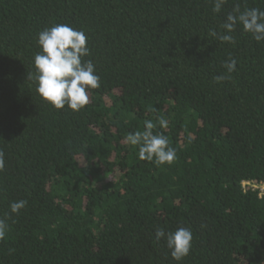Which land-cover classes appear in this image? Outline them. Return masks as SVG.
Segmentation results:
<instances>
[{
  "label": "trees",
  "instance_id": "16d2710c",
  "mask_svg": "<svg viewBox=\"0 0 264 264\" xmlns=\"http://www.w3.org/2000/svg\"><path fill=\"white\" fill-rule=\"evenodd\" d=\"M214 4L0 0V264H264V193L244 184L264 182V41L222 27L264 0ZM58 23L84 31L100 77L79 111L56 109L28 79L38 33ZM230 59L236 71L216 82ZM146 120L173 163L126 143ZM178 227L193 234L181 261L155 237Z\"/></svg>",
  "mask_w": 264,
  "mask_h": 264
},
{
  "label": "clouds",
  "instance_id": "9594fccd",
  "mask_svg": "<svg viewBox=\"0 0 264 264\" xmlns=\"http://www.w3.org/2000/svg\"><path fill=\"white\" fill-rule=\"evenodd\" d=\"M226 0H215L214 11L220 12ZM242 24L245 32H250L257 42L264 41V10L258 8L240 11L237 6L233 13L227 15L222 27L231 33L237 24ZM217 37L216 31L209 32ZM222 42L235 43L229 34L218 37ZM87 36L82 30H77L68 24H54L38 33L37 43L40 51L34 56L35 74H28L33 80L36 92L40 97L56 109L67 106L73 111H79L89 103V89L100 87V77L96 74L95 64L83 58L90 55L87 47ZM237 61L230 59L224 67L228 75L216 76V82L231 78L236 71ZM160 128L168 127V120L158 117ZM157 123L151 120L144 122V130L130 132L125 137L126 143L138 146L140 160L155 162L157 165L171 164L177 158L176 149L170 145L167 136L162 133L154 134ZM5 166L4 153L0 151V170ZM27 204L26 200L11 203V213H18ZM7 229L5 219H0V240L4 239ZM157 240L166 239L167 248L176 261H181L189 255L192 248L193 234L189 227H178L175 231L165 232L158 228L155 232Z\"/></svg>",
  "mask_w": 264,
  "mask_h": 264
},
{
  "label": "built area",
  "instance_id": "2783aa9c",
  "mask_svg": "<svg viewBox=\"0 0 264 264\" xmlns=\"http://www.w3.org/2000/svg\"><path fill=\"white\" fill-rule=\"evenodd\" d=\"M244 184L251 185L253 188L259 189L260 192H261V194L264 193V182L263 183H260V184H253V183H250L249 181H247Z\"/></svg>",
  "mask_w": 264,
  "mask_h": 264
}]
</instances>
